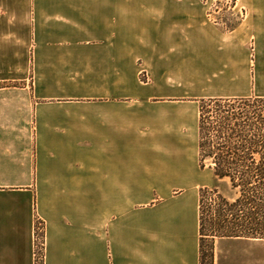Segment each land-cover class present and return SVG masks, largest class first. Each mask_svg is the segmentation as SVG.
<instances>
[{
	"label": "crops",
	"instance_id": "1",
	"mask_svg": "<svg viewBox=\"0 0 264 264\" xmlns=\"http://www.w3.org/2000/svg\"><path fill=\"white\" fill-rule=\"evenodd\" d=\"M216 1L0 0V264L38 220L44 264H201L199 101L264 98V0Z\"/></svg>",
	"mask_w": 264,
	"mask_h": 264
},
{
	"label": "trees",
	"instance_id": "2",
	"mask_svg": "<svg viewBox=\"0 0 264 264\" xmlns=\"http://www.w3.org/2000/svg\"><path fill=\"white\" fill-rule=\"evenodd\" d=\"M2 86H15L6 84ZM200 166L228 180L238 197L201 191V264L204 240L264 239V98L202 99ZM213 261V248L210 255Z\"/></svg>",
	"mask_w": 264,
	"mask_h": 264
},
{
	"label": "rangeland",
	"instance_id": "3",
	"mask_svg": "<svg viewBox=\"0 0 264 264\" xmlns=\"http://www.w3.org/2000/svg\"><path fill=\"white\" fill-rule=\"evenodd\" d=\"M222 11H223V16H222L223 20L228 24L227 26L229 28L236 26L238 22L242 20L240 19V20L233 21L229 13H224L226 12L225 8ZM261 96H264V94ZM228 187L229 186H227L225 183L221 182L219 179L215 177L213 171L207 170L206 172L203 173V186L201 187V190L202 189L204 190L205 188L211 189V190L217 188L222 194L226 195L229 198H232L235 195V193ZM174 192L175 194H180L182 191H174ZM42 224L44 226L43 238H44V253H45V224L43 222ZM215 243H216V240L214 242V245L212 244V241L210 239L204 240L203 245H204L205 260L203 264H214L215 262ZM212 248H213V255H214L213 261L211 260V257H210V255L212 254ZM37 251H38V246H36V255L38 254ZM42 258L43 259H40V261H38V258L36 256L37 264H44V256Z\"/></svg>",
	"mask_w": 264,
	"mask_h": 264
},
{
	"label": "built area",
	"instance_id": "4",
	"mask_svg": "<svg viewBox=\"0 0 264 264\" xmlns=\"http://www.w3.org/2000/svg\"><path fill=\"white\" fill-rule=\"evenodd\" d=\"M236 7V2L234 0H217L214 5V9L217 11H222L224 8L232 9ZM243 16V15H242ZM44 226L40 220L37 222V246H38V254L36 255L38 261L43 259L44 256Z\"/></svg>",
	"mask_w": 264,
	"mask_h": 264
}]
</instances>
